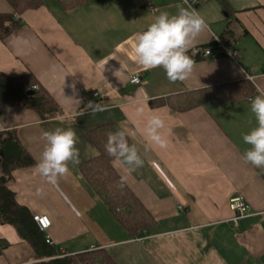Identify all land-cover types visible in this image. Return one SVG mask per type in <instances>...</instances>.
<instances>
[{
	"label": "crops",
	"instance_id": "crops-1",
	"mask_svg": "<svg viewBox=\"0 0 264 264\" xmlns=\"http://www.w3.org/2000/svg\"><path fill=\"white\" fill-rule=\"evenodd\" d=\"M177 5L189 6L183 0H88L65 8L58 0H42L40 7L18 13L0 0V12L18 15L14 30L0 39V72L33 74L60 107L57 116L43 119L31 109L0 102V130L17 131L34 161L14 170L9 188L32 214L50 219L46 234L59 255L103 248L117 264H264V169L244 162L248 146L241 138L256 124L250 98L264 93V0H197L191 9L207 27L189 50L211 44L214 37L220 40L229 29L225 45L238 58L216 49L207 59L194 61L184 81L172 83L162 68L145 70L137 63L134 37L160 12L176 13ZM136 73L142 83L130 82ZM236 81H245L248 91L238 101L208 98L184 112L167 103L150 104ZM94 93L112 104L87 109L84 98ZM152 115L165 120L166 149L154 145L144 131ZM108 122L126 130L144 160L131 174L117 159L112 162L156 221L140 238L128 235L79 164L69 163V173L58 177L56 185L36 169L45 131L73 128L81 163L97 154L87 131ZM234 193L250 208L235 226L228 205ZM38 262L14 227L0 223V264Z\"/></svg>",
	"mask_w": 264,
	"mask_h": 264
},
{
	"label": "trees",
	"instance_id": "trees-1",
	"mask_svg": "<svg viewBox=\"0 0 264 264\" xmlns=\"http://www.w3.org/2000/svg\"><path fill=\"white\" fill-rule=\"evenodd\" d=\"M7 1L18 13L27 9H36L42 5V0ZM58 1L65 8H72L88 0ZM223 10L228 14L226 4H223ZM17 24L18 19L14 18L13 14L0 12V39L5 40ZM228 32H230L229 29L223 31L220 40L226 48L232 49L225 45L227 44L225 34ZM198 47L208 48L210 53L206 56L201 53L193 55L191 53L192 47L187 54L190 53L189 56L193 61L207 59L216 49L223 50L215 40H212L211 44ZM33 85H37V88L33 89ZM28 90L31 92H27ZM247 94V83L236 81L186 90L169 95L162 101H151L150 104L153 106L167 103L172 109L184 112L201 106L208 98L219 101H238L245 98ZM0 102L23 109H31L43 119L55 117L60 111L59 104L53 95L31 73L10 76L0 72ZM86 102L93 103V105L87 106L89 110L112 104V101L98 94L95 97H85L84 103ZM117 129L122 128L116 122H108L87 131L88 137L97 149V154L79 163L78 168L87 183L128 235L132 238H140L155 225L156 221L126 183L123 188L117 186L122 176L113 166L112 162L115 158L110 157L105 150L108 133ZM128 140L132 144L129 137ZM32 165H34V161L25 150L17 131L14 129L0 130V223L14 227L19 236L28 242L35 256L39 259L37 264H117L103 248L59 255L53 243L50 244L46 241V233L38 229L33 220V214L26 206L17 201L15 193L9 188L13 180L14 170ZM234 215L235 212H233Z\"/></svg>",
	"mask_w": 264,
	"mask_h": 264
},
{
	"label": "clouds",
	"instance_id": "clouds-1",
	"mask_svg": "<svg viewBox=\"0 0 264 264\" xmlns=\"http://www.w3.org/2000/svg\"><path fill=\"white\" fill-rule=\"evenodd\" d=\"M184 4H187V0H184ZM177 9L174 14L160 12L146 30L134 37L137 63L145 70L162 68L172 83L184 81L190 75L194 61L187 52L198 34L207 27L204 18L190 5H177ZM91 105L93 103L89 102ZM249 106L256 124L249 131L241 133L243 143L248 146L242 159L255 168L264 169V93L250 98ZM165 129V120L159 115H152L147 119L144 131L154 145L166 149L169 140ZM43 137L46 145L36 169L47 183L56 185L58 177L69 173V163H80L76 146L79 137L71 127L45 131ZM105 150L110 157L126 166L129 174L144 165L137 146L129 143L126 130L109 132ZM125 181L126 178L122 176L117 186L123 188Z\"/></svg>",
	"mask_w": 264,
	"mask_h": 264
},
{
	"label": "built area",
	"instance_id": "built-area-1",
	"mask_svg": "<svg viewBox=\"0 0 264 264\" xmlns=\"http://www.w3.org/2000/svg\"><path fill=\"white\" fill-rule=\"evenodd\" d=\"M184 1V0H183ZM197 2V0H187V5H190L191 7ZM14 18H17L18 15L15 14L13 16ZM214 40L216 42H218L219 46L226 51V53L231 57V59L236 60L238 58V52L235 49H229L226 48L223 44H221L215 37ZM191 53L193 55L201 53L203 56H206L210 53V50L208 48L202 49L198 46L193 47L191 49ZM248 78L251 79L252 76H250L248 73L245 74ZM144 81V79H142V77L139 74H135L134 76L131 77L130 82L131 83H142ZM33 89L37 88V85H33L32 87ZM95 97L96 93L94 94H89L87 97ZM229 207L230 209L235 212V215L232 217V222L233 225H237L238 220L242 217H244L245 215L248 214V210H249V205L247 203V201L244 199V197L240 194V193H234L230 198H229ZM178 209L179 211L182 210V206L178 205ZM33 220L35 221L37 227L39 230H41L42 232H47L48 228L50 227V219L43 214H33ZM46 221V222H45ZM46 241L50 244L53 243V241H51L49 239V236L46 234Z\"/></svg>",
	"mask_w": 264,
	"mask_h": 264
},
{
	"label": "bare ground",
	"instance_id": "bare-ground-1",
	"mask_svg": "<svg viewBox=\"0 0 264 264\" xmlns=\"http://www.w3.org/2000/svg\"><path fill=\"white\" fill-rule=\"evenodd\" d=\"M193 7V6H192ZM221 44H222V42L218 39V37H215Z\"/></svg>",
	"mask_w": 264,
	"mask_h": 264
},
{
	"label": "water",
	"instance_id": "water-1",
	"mask_svg": "<svg viewBox=\"0 0 264 264\" xmlns=\"http://www.w3.org/2000/svg\"><path fill=\"white\" fill-rule=\"evenodd\" d=\"M27 92H31L30 90H28Z\"/></svg>",
	"mask_w": 264,
	"mask_h": 264
},
{
	"label": "snow or ice",
	"instance_id": "snow-or-ice-1",
	"mask_svg": "<svg viewBox=\"0 0 264 264\" xmlns=\"http://www.w3.org/2000/svg\"><path fill=\"white\" fill-rule=\"evenodd\" d=\"M46 222V221H45Z\"/></svg>",
	"mask_w": 264,
	"mask_h": 264
}]
</instances>
